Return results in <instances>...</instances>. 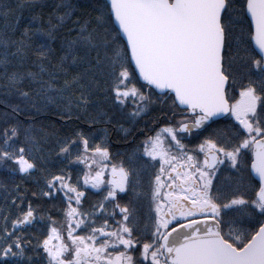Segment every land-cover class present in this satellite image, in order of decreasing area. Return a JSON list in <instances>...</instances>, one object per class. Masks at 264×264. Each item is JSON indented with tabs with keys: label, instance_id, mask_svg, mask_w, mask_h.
I'll return each instance as SVG.
<instances>
[{
	"label": "snow or ice",
	"instance_id": "1",
	"mask_svg": "<svg viewBox=\"0 0 264 264\" xmlns=\"http://www.w3.org/2000/svg\"><path fill=\"white\" fill-rule=\"evenodd\" d=\"M0 264H264V0H0Z\"/></svg>",
	"mask_w": 264,
	"mask_h": 264
},
{
	"label": "trees",
	"instance_id": "2",
	"mask_svg": "<svg viewBox=\"0 0 264 264\" xmlns=\"http://www.w3.org/2000/svg\"><path fill=\"white\" fill-rule=\"evenodd\" d=\"M154 114H155V113H154ZM41 119L44 120L45 123H52V124H54L56 127H59V126H60V125H59V122L57 121V119H56L55 116H53L51 119H48L47 117H41ZM126 126H127V125H126ZM141 126H143V124H141ZM113 138L115 139V136H114ZM51 145H52V142H51V141L48 142V143H46V144L44 145L45 150H47L49 147H51ZM28 186L31 187L32 185L29 184ZM89 199H90V200H95V199H97V197L91 195V192H90V193H89Z\"/></svg>",
	"mask_w": 264,
	"mask_h": 264
}]
</instances>
